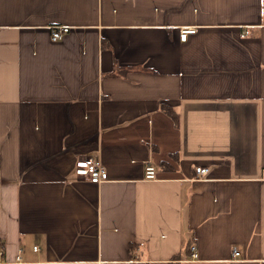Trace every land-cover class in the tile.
Here are the masks:
<instances>
[{
    "label": "crops",
    "instance_id": "obj_1",
    "mask_svg": "<svg viewBox=\"0 0 264 264\" xmlns=\"http://www.w3.org/2000/svg\"><path fill=\"white\" fill-rule=\"evenodd\" d=\"M0 264H264V0H0Z\"/></svg>",
    "mask_w": 264,
    "mask_h": 264
},
{
    "label": "built area",
    "instance_id": "obj_2",
    "mask_svg": "<svg viewBox=\"0 0 264 264\" xmlns=\"http://www.w3.org/2000/svg\"><path fill=\"white\" fill-rule=\"evenodd\" d=\"M71 29L70 26L61 25V26H54L52 28V39L59 40L61 39L65 33L69 32ZM196 31L193 27H186L182 28L180 31V38L181 40H187L189 34L194 33ZM245 33H248L246 31ZM197 172L199 174H205L208 172V168L205 167H197ZM75 174L80 177L87 179L95 184H101L109 179V173L104 165L103 161L99 157H93L90 155H84L79 157L75 162L74 168ZM145 177L147 179H156L157 178V167L154 163L150 162L146 165L145 170ZM38 246H35L37 249ZM196 246H191V250L195 251ZM240 252L235 250L234 254L238 255ZM196 256V253H193Z\"/></svg>",
    "mask_w": 264,
    "mask_h": 264
},
{
    "label": "trees",
    "instance_id": "obj_3",
    "mask_svg": "<svg viewBox=\"0 0 264 264\" xmlns=\"http://www.w3.org/2000/svg\"><path fill=\"white\" fill-rule=\"evenodd\" d=\"M167 107V106H166ZM171 107H168L166 110L171 114V116H173V118H174V120L176 121V123H178V118H177V116H176V114L174 113V110H171L170 109ZM190 247V249H191V245L189 246Z\"/></svg>",
    "mask_w": 264,
    "mask_h": 264
}]
</instances>
